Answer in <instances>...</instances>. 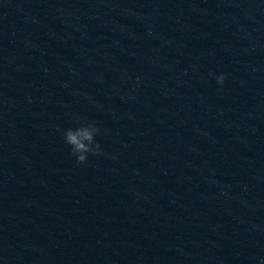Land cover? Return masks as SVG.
Returning a JSON list of instances; mask_svg holds the SVG:
<instances>
[{"label": "clouds", "instance_id": "clouds-1", "mask_svg": "<svg viewBox=\"0 0 264 264\" xmlns=\"http://www.w3.org/2000/svg\"><path fill=\"white\" fill-rule=\"evenodd\" d=\"M226 74L221 73L216 76L218 84H224ZM101 129L95 122H89L76 128H68L64 131L65 143L71 146V155L76 158V163L84 164L87 162L89 154L100 155L102 146L96 140ZM264 261V258H261Z\"/></svg>", "mask_w": 264, "mask_h": 264}]
</instances>
